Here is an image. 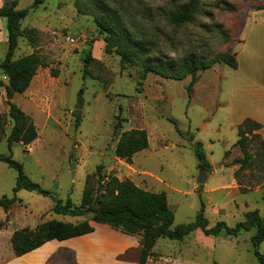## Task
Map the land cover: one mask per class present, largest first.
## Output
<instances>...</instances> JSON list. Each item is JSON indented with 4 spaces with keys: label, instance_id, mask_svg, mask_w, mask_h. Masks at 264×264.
<instances>
[{
    "label": "rangeland",
    "instance_id": "rangeland-1",
    "mask_svg": "<svg viewBox=\"0 0 264 264\" xmlns=\"http://www.w3.org/2000/svg\"><path fill=\"white\" fill-rule=\"evenodd\" d=\"M33 1L19 0L16 8L29 9L20 27L36 30L35 44L18 38L14 58L36 52L45 67L37 70L26 94L13 95V103L32 119L37 137L25 147L13 144L11 152L5 141L11 122L5 94L0 96V114L6 119L0 155L10 153L24 175L49 194L24 189L15 193L32 224L38 215L43 221L90 219V214L53 213L55 200H70L79 207L87 178L94 199L103 193L99 180L103 184L111 176L146 191L164 192L172 227L194 222L201 202L208 228L218 222L234 227L252 211L264 217V166L238 170L239 165L232 164L242 155L234 145L237 129L230 127L231 68L218 63L198 71L191 86L189 76L173 80L148 73L142 79L140 65L105 53L103 35L92 17L80 13L100 2L120 16L146 50V60L164 65L192 53L210 60L233 52L244 18L264 0H198L193 20L180 25L169 17L188 0H45L31 9ZM6 40V20L0 18V62ZM0 81L7 83L1 70ZM80 104L82 108L74 110ZM133 129L146 131L148 147L126 162L115 157L114 148L119 134ZM196 143L202 145L208 168L198 166ZM254 150L251 145L249 152ZM201 170L206 182L198 184ZM15 177L16 172L0 162V200L13 196ZM3 211L0 207V216ZM255 232L252 227L236 237H205L196 230L181 241L159 238L153 255L161 257L160 264H257L250 240ZM258 251L264 255V240Z\"/></svg>",
    "mask_w": 264,
    "mask_h": 264
},
{
    "label": "trees",
    "instance_id": "trees-1",
    "mask_svg": "<svg viewBox=\"0 0 264 264\" xmlns=\"http://www.w3.org/2000/svg\"><path fill=\"white\" fill-rule=\"evenodd\" d=\"M19 0H5L0 5V18L6 20V53L0 62V70L7 79V83L0 81L3 86L8 107L7 117L11 122L10 131L5 138L8 151L15 143L23 147L32 143L37 137V131L32 119L26 115L11 100L14 94L24 93L39 68H44L43 58L36 52L14 58L18 45V38H25L33 46L36 40L34 28L21 29L20 22L26 17L29 9H17ZM45 0H34L31 9L44 3ZM79 1V0H77ZM89 5V8L81 14L92 17L103 35L104 51L107 54L116 53L126 63L140 65L141 77L144 79L148 73L158 75L162 78L182 80L185 77L191 78V85L196 83L198 71L210 69L214 64H225L231 69L236 68L235 53L228 50L218 53L210 60L203 56L189 54L178 63H167L161 65L158 61L146 60L148 55L133 39L129 31L124 27L120 16L112 10L103 7L98 1ZM79 7V2L76 3ZM198 0H188L176 11L171 13L169 20L174 25L191 22L197 10ZM254 9H262V6ZM80 11V10H79ZM90 59L89 53L85 61ZM55 74V72H53ZM81 93V90H80ZM80 123V116L76 115L74 126L77 128ZM6 119L0 114V140L4 134ZM237 141L234 144L239 148L242 157L233 160L232 164L239 165L238 170H246L252 167L264 166V144L258 133L260 124L245 119L237 126ZM251 145L255 146L254 153H250ZM148 147V136L143 129H133L119 134L114 148L115 157L129 162L133 155ZM194 154L198 161L199 168H208L202 145L196 143L193 146ZM24 151H26L24 149ZM0 162L6 164L16 172L15 184L12 188L13 196L0 200V207L6 212L11 204L17 201L15 193L20 189L36 191L42 195L49 196L48 192L32 182L22 171V166L13 160L11 154L0 155ZM237 170V171H238ZM98 184L102 189L100 196L92 198L93 190L89 185L88 178L82 191L81 205L73 207L70 200L62 203L55 200L53 213L81 217L90 214V219L76 223L59 220H47L39 223L34 229L23 228L14 231L10 244L13 253L21 256L28 253L44 243L57 240L62 241L93 232L90 222L107 225L113 230L138 239L140 245L139 264H145L146 260L153 254V248L159 238H166L171 241H181L196 230H200L205 237H216L225 235L236 237L243 231L255 227L256 232L251 236L252 252L257 264H264V255L258 251L259 244L264 240V217L257 211L248 212L244 221L237 223L234 227H228L223 222H218L212 228L207 227V221L203 216L204 205L196 215L194 222L172 227L173 214L167 203L164 192H150L136 186L132 181L119 180L116 177H106L103 184Z\"/></svg>",
    "mask_w": 264,
    "mask_h": 264
},
{
    "label": "crops",
    "instance_id": "crops-1",
    "mask_svg": "<svg viewBox=\"0 0 264 264\" xmlns=\"http://www.w3.org/2000/svg\"><path fill=\"white\" fill-rule=\"evenodd\" d=\"M233 52L237 65L230 75V127L237 128L245 119H251L260 124L258 133L264 144V4L262 9H251L244 18ZM3 94L4 90L0 91L1 98ZM5 218L8 220L0 224V264H139L136 252L139 250L140 254V245L136 237L93 222L92 233L51 240L16 256L10 244L13 232L34 229L43 220L38 215L37 222L32 224L19 201L3 211L0 221ZM160 259L152 254L145 264H160Z\"/></svg>",
    "mask_w": 264,
    "mask_h": 264
},
{
    "label": "water",
    "instance_id": "water-1",
    "mask_svg": "<svg viewBox=\"0 0 264 264\" xmlns=\"http://www.w3.org/2000/svg\"><path fill=\"white\" fill-rule=\"evenodd\" d=\"M81 108H82V107H81V104H80V106H75V107H74V110H80ZM205 182H206V176H205L204 171L201 170V173H200V175L198 176L196 183H198V184H203V183H205Z\"/></svg>",
    "mask_w": 264,
    "mask_h": 264
}]
</instances>
